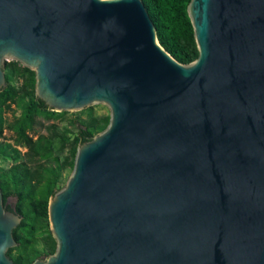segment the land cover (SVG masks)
<instances>
[{
    "label": "water",
    "instance_id": "water-1",
    "mask_svg": "<svg viewBox=\"0 0 264 264\" xmlns=\"http://www.w3.org/2000/svg\"><path fill=\"white\" fill-rule=\"evenodd\" d=\"M191 65L143 0H0L5 62L55 112L111 110L49 202L57 251L33 264H264V0H192ZM0 264H15L4 211Z\"/></svg>",
    "mask_w": 264,
    "mask_h": 264
},
{
    "label": "trees",
    "instance_id": "trees-1",
    "mask_svg": "<svg viewBox=\"0 0 264 264\" xmlns=\"http://www.w3.org/2000/svg\"><path fill=\"white\" fill-rule=\"evenodd\" d=\"M191 1L143 0L160 44L184 65H191L199 58L194 27L188 15ZM4 70L7 96L0 100V157L10 160L12 165L0 169V190L5 200L15 199L14 212L23 217L13 233L18 245L7 252L15 264H33L57 251L48 211L50 199L61 190L64 172L73 171L80 146L104 132L111 116L97 117L91 108L80 113L55 112L37 97L35 71L17 61L5 62ZM15 80L22 82L17 86ZM12 105L23 114L7 124L4 115ZM82 113H87V118L73 120V131L62 130L56 123L46 127V134L36 131L40 116L55 121ZM6 129L14 133V144L1 140Z\"/></svg>",
    "mask_w": 264,
    "mask_h": 264
},
{
    "label": "rangeland",
    "instance_id": "rangeland-1",
    "mask_svg": "<svg viewBox=\"0 0 264 264\" xmlns=\"http://www.w3.org/2000/svg\"><path fill=\"white\" fill-rule=\"evenodd\" d=\"M11 62V61H10ZM22 66H24L23 64H21ZM25 67V66H24ZM22 81H18L15 80L14 84L15 85H20ZM6 89V88H5ZM7 96V93L4 89H2L0 91V100L3 99L4 97ZM91 108L93 111V114L97 117H102V116H111V110L109 109L108 106L104 105V104H95L91 107H88L82 111L79 112H69V113H80V112H86L88 111V109ZM23 114L22 110L20 108H18L16 105H12L11 110L6 111L5 113V120L8 123L12 122L16 117H20ZM80 117L81 120H85L87 118V113H82L80 116L78 115H69L67 116L65 120H55V121H49L47 120L45 117L40 116L38 118V125L36 128V131L38 133L41 134H46L47 130L46 127L52 123H56L58 124L59 128L64 130V129H68L70 131H73V128L71 127V122L73 120H76ZM1 140H5L6 142H9L11 144H14L15 142V135L12 131H9V129H6L4 132V138ZM23 150V149H22ZM24 151V150H23ZM66 154V153H65ZM12 165V162L10 160H5L2 157H0V169H6L8 167H10ZM72 170H67L64 172L61 184H60V188L63 189L66 187L68 180L70 179L71 175H72ZM15 201V199H14ZM51 228V226H50ZM41 236V235H40ZM40 249H42V242H40L39 244Z\"/></svg>",
    "mask_w": 264,
    "mask_h": 264
},
{
    "label": "flooded vegetation",
    "instance_id": "flooded-vegetation-1",
    "mask_svg": "<svg viewBox=\"0 0 264 264\" xmlns=\"http://www.w3.org/2000/svg\"><path fill=\"white\" fill-rule=\"evenodd\" d=\"M3 201H4V207H5V210L4 211L14 212V210H15V201H14V198L13 197H7V199L5 200L4 197H3ZM40 259L43 260V261H45L48 258L42 257Z\"/></svg>",
    "mask_w": 264,
    "mask_h": 264
}]
</instances>
